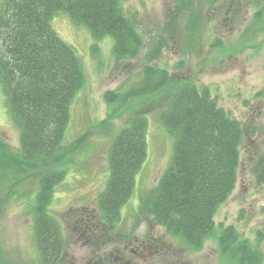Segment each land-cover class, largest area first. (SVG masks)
Wrapping results in <instances>:
<instances>
[{
	"label": "rangeland",
	"instance_id": "obj_1",
	"mask_svg": "<svg viewBox=\"0 0 264 264\" xmlns=\"http://www.w3.org/2000/svg\"><path fill=\"white\" fill-rule=\"evenodd\" d=\"M1 3L3 0L0 9ZM178 4L179 0L124 2L126 15L136 23L145 46L137 58L122 61L114 58L111 36L95 40L86 25L75 23L64 11L55 12L50 19L58 36L80 57L87 80L74 99L63 151L55 154L68 170L50 207L63 224L69 244L59 264H230L219 255L216 234L200 250L187 248L151 216L139 214L136 206V200L141 201L157 185L174 155L175 133L159 115L185 82L199 90L209 89L219 107L240 120L248 135L251 133L241 147L236 187L219 208L216 220L223 226L234 225L252 242L262 232L259 248L264 254V184L258 183L249 168L251 157L264 149V98L256 96L264 87V30L253 25L264 0H188L185 8ZM190 9L203 14L204 22L199 32L194 31L195 38L189 36ZM173 16L175 22L167 29ZM217 38L222 44L215 43ZM151 50L152 57L148 55ZM147 64L168 69V86L162 92L131 100L111 122L115 133L110 127L102 128L101 121L108 113L106 91L128 86ZM138 115L148 120L145 168L136 176L134 204L123 207L118 222L100 223L102 241L99 233L94 236L72 218L93 228L99 224L97 199L109 178L108 154L114 136ZM0 137L18 156L12 158L17 162H3L6 171L0 168V264H41L29 209L39 187L34 173L51 170L48 165L53 158L36 160L35 164L41 165L31 168L20 159V127L12 117L1 82Z\"/></svg>",
	"mask_w": 264,
	"mask_h": 264
},
{
	"label": "trees",
	"instance_id": "obj_2",
	"mask_svg": "<svg viewBox=\"0 0 264 264\" xmlns=\"http://www.w3.org/2000/svg\"><path fill=\"white\" fill-rule=\"evenodd\" d=\"M125 1L3 0L1 3L0 82L11 114L20 127L18 154L30 168L37 164L36 160L53 158L48 165L51 170L34 173L39 187L30 211L41 264H59L69 247L63 224L50 212L56 187L68 171L62 168L66 165L55 154L63 151L72 102L86 82L80 57L58 36L50 19L55 12L64 11L75 23L86 25L95 40L111 36L116 61L135 59L145 41L136 23L126 15ZM187 3L188 0H179L178 5L185 8ZM189 11L192 26L189 36L195 38L194 31L199 32L204 22L203 14L196 9ZM263 21L264 7H261L255 13L253 25L264 30ZM174 22L173 16L167 29ZM215 43L222 44L220 38ZM153 54V50L148 53L150 57ZM169 80L168 69L147 64L128 86L107 91L108 113L101 121L102 128L110 127L114 132L113 118L131 100L162 92ZM256 96L264 98V87ZM160 116L164 125L175 133V155L157 185L136 203L139 214L151 216L187 248L200 250L216 234L219 255L230 264H263L264 254L259 248L262 232L252 242L234 225L223 226L216 220L219 208L236 187L241 147L251 133L248 135L240 120L219 107L209 89L199 90L187 82L178 88ZM146 125L147 117L138 115L114 136L108 154L109 178L97 199L99 224L93 228L83 220L72 218L94 236L99 233L102 241L101 224L118 222L123 207L134 204L131 199L137 187L136 176L147 158ZM14 156L10 146L0 138V168L5 169V160L17 162L12 160ZM6 168L9 169L7 165ZM249 168L258 183L264 184V149L251 157ZM85 219L90 221L89 217Z\"/></svg>",
	"mask_w": 264,
	"mask_h": 264
}]
</instances>
